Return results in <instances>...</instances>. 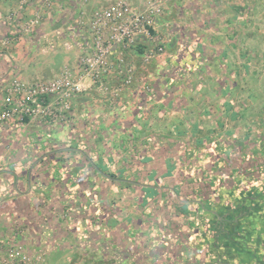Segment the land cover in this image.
I'll return each instance as SVG.
<instances>
[{
  "label": "crops",
  "instance_id": "crops-1",
  "mask_svg": "<svg viewBox=\"0 0 264 264\" xmlns=\"http://www.w3.org/2000/svg\"><path fill=\"white\" fill-rule=\"evenodd\" d=\"M113 1L0 0V98L13 76L77 72L87 50L78 22ZM251 2L166 0L156 31L165 52L143 64L150 39L123 49L130 84L113 69L62 117L1 123L0 247L22 243L43 264H264V108L251 104L264 96L241 89L246 50L230 48L248 34ZM221 72V108L204 121L198 104ZM134 102L173 115L134 129L114 110Z\"/></svg>",
  "mask_w": 264,
  "mask_h": 264
},
{
  "label": "built area",
  "instance_id": "built-area-1",
  "mask_svg": "<svg viewBox=\"0 0 264 264\" xmlns=\"http://www.w3.org/2000/svg\"><path fill=\"white\" fill-rule=\"evenodd\" d=\"M27 0H20L26 3ZM166 0H146L143 7L127 0H115L92 10L80 32L87 38V50L79 58L78 71L65 69L50 79L26 81L13 76L0 98V124L22 122L25 118L53 119L71 111L72 99L90 85L105 84L113 69L122 76L123 84H130L135 64L125 58L123 49L135 46L140 38L152 41L141 55V63L165 52L159 42L157 22L165 11ZM48 5L51 0H42ZM85 31V32H84ZM106 87V85H104ZM118 87L113 91L118 92ZM1 244V243H0ZM43 253L30 252L22 243L0 247V264H43Z\"/></svg>",
  "mask_w": 264,
  "mask_h": 264
},
{
  "label": "rangeland",
  "instance_id": "rangeland-1",
  "mask_svg": "<svg viewBox=\"0 0 264 264\" xmlns=\"http://www.w3.org/2000/svg\"><path fill=\"white\" fill-rule=\"evenodd\" d=\"M234 1H236V0H234ZM253 1H255V0H252V2ZM250 11L252 12L251 13L252 21H250L249 23L244 25V27H245L244 29L248 33L246 38L243 40L230 41V48H242V49L244 48L246 50L245 59H246V64H249V68H248L249 69V73H248L249 77L244 82V85L241 87V89L244 91V93L247 96H250L251 99H254L255 96L256 97L257 96H264V0H260V1L256 0V3L253 4L252 6H250L249 14H250ZM216 26H217V24H215V27ZM230 26L231 25L228 24V25H221L219 27L225 28V27H230ZM234 28L237 29L235 26H234ZM216 42L218 43L219 41H216ZM220 42L221 43H219V44L222 45V43L227 44V42H229V41L220 40ZM222 47H223V45H222ZM149 64H151V62H149ZM218 74H219V77H218L217 83L216 84L212 83V85L215 86L214 90L212 92L210 91V93H213L215 95L212 96V98L211 97L208 98L207 101H206V99H203L204 103L198 104L199 105L198 106L199 107L198 113L200 111L204 110L203 111L204 113L201 112L204 114V116L202 118H200L202 120H204L205 117L209 118L211 116H214V114L217 112V110L219 108H221L222 104L220 105V103H218V101H217V99H215V97L219 96V95L223 96L224 92H223V87H222L221 82L224 80L223 76L225 75V73L221 72ZM200 75H201V79H203L202 73H200ZM156 79H158V78H156ZM156 79L153 77L149 78L150 81H153ZM210 84H211V78H210ZM203 88H204V85H203ZM152 92H153V94H155L154 90ZM137 96H139V95H137ZM142 96L143 95L141 94L140 98H142ZM204 98H205V96H204ZM205 101H206V103H205ZM254 102H255V100H254ZM255 103H251V104H254L253 107L256 106L259 108L261 106L264 108V104H259V103L255 104ZM190 105L186 104V108H189ZM233 106H232V108H235L236 106H241V104L236 103ZM167 107H168V105H167ZM190 107L192 108L193 105H191ZM180 108L185 110L184 109L185 106H181ZM170 109L171 108L167 109L166 106L163 105V107L160 108V110H161V111H159L160 113H157L156 109H153V107L151 105L149 106L147 104L134 102L131 105H129V104L128 105H121V106L118 105L114 110H117V112L122 114V115H124L125 113H127V114L130 113L132 115L133 121H130L128 126H131L134 129H138V128L141 129L142 128V129L146 130L148 128L154 127L155 124H157V123H159V124L163 123V121H164L163 117L159 116L162 113L166 114L165 117L169 121L170 115H173V111ZM235 109H237V108H235ZM144 110L148 111V113ZM237 110H239V109H237ZM148 114L150 117H152V119L150 118V120H152L151 124L148 122L149 120L142 119V117H146V116H148ZM153 116H154V118H153ZM158 116L160 119L162 118L161 121L158 120L159 119ZM202 120H201V122H202ZM211 123H213V122L209 121L207 124L210 125ZM199 126H201V125H199ZM206 126L207 125L205 124V127ZM201 127H199V128L201 129ZM207 128H208V126H207ZM133 138L134 137L129 134L128 139L132 140ZM24 247H25V245H24Z\"/></svg>",
  "mask_w": 264,
  "mask_h": 264
}]
</instances>
